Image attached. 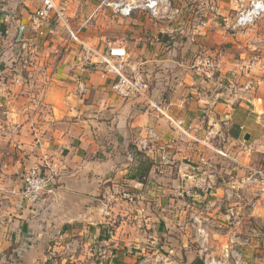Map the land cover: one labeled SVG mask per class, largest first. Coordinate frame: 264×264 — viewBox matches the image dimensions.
<instances>
[{
  "label": "crops",
  "instance_id": "obj_1",
  "mask_svg": "<svg viewBox=\"0 0 264 264\" xmlns=\"http://www.w3.org/2000/svg\"><path fill=\"white\" fill-rule=\"evenodd\" d=\"M54 1L63 10L74 39L54 15L46 19L35 15L42 0H0V150L7 149L0 159V264H65L55 259L60 231L55 237L52 233L54 226L71 219L64 207L69 203H93L95 195H106L110 188L129 182L134 183L130 184L136 188L134 192L148 199L151 196L144 190L155 184L150 177L160 182L176 172L182 185L206 181L205 171L192 174L189 167L198 158L196 148L203 149L194 139L203 140L208 130L223 132L229 139L224 145L230 149L237 173L244 165L264 167L261 21L229 30L226 19L233 15V6L226 3L230 5L226 8L221 0L218 6L211 1L212 12L207 0L202 2L207 6H196L207 18L198 21L194 17L192 22L194 10L185 0L190 16L186 29L174 18L154 19L140 10L129 17L118 16L103 0ZM81 43L102 53L109 45L124 46V68L146 78V93L130 99L117 97L111 90L114 76L96 58H85ZM197 52L216 59L218 69L213 74L196 69L193 57ZM21 59L27 60L25 66L33 76L27 81L14 73ZM10 65L15 68H8ZM77 80L86 84L85 93L77 92ZM34 122L40 141L36 154L40 160H48L53 173L51 191L28 203L18 193L22 183L8 175L19 166V161L11 162L9 152L16 146L19 155V149L27 153ZM146 126L154 128L160 140L142 150L154 162L143 183L130 177L137 161L130 165L126 156L130 158L127 145L137 148ZM162 151L167 154L164 163ZM231 180L232 185H239L237 175ZM247 182V178L243 180ZM246 240L250 241L246 249L235 245L237 261L254 264L253 239ZM111 243L124 245L116 240ZM221 247L213 254L224 255ZM125 253L118 251L108 263L131 264L133 258ZM260 260L264 264V257Z\"/></svg>",
  "mask_w": 264,
  "mask_h": 264
},
{
  "label": "rangeland",
  "instance_id": "obj_2",
  "mask_svg": "<svg viewBox=\"0 0 264 264\" xmlns=\"http://www.w3.org/2000/svg\"><path fill=\"white\" fill-rule=\"evenodd\" d=\"M187 1H190L189 6H192L194 10L191 17L189 16L192 22L195 20L194 17L199 19L198 21H204L207 18L204 11H198L196 6L202 8L208 4L207 8L212 12L214 9L211 1L218 6L216 4L219 0H207V4H202L204 0ZM183 2L171 0V4L178 6L180 10L174 17L175 23H181L186 29L189 18L186 14L189 12V6L185 4V0ZM221 2H224L223 5L226 8L233 6L231 9L233 15H229V19L225 18L227 22L223 16L221 18L219 16L223 23L228 24L227 27L223 25L229 30L249 28L258 21H261L260 24H263L261 29L264 30V14L249 24L232 27L234 17L240 10L247 7L249 0H221ZM181 30L184 32L183 29ZM26 61L21 59L19 67H16L18 71H14L19 74L18 79L24 81L33 77L28 74ZM12 67L14 66H8L10 69ZM21 92L22 89H20ZM22 100L21 104H23ZM34 127H36L35 122L30 127L32 138L27 153L19 149L21 152L19 155L16 146L9 152L11 162L19 161V166L11 169L8 175H13L21 183L26 169L40 161L36 154L40 141L38 135H35L38 132ZM209 142L220 147L225 146L229 139L227 140L226 137L225 140L218 142L210 137ZM197 144L203 147V149L196 148L199 153L198 158L204 155L212 162V167L203 174L206 179V181L203 179L204 184L203 181L199 183L196 181V183L182 185L179 173L176 172L175 176L166 175V179L160 182L150 177L155 184L144 190L145 194L151 196L148 199H142L143 197L134 192L136 188L131 186L134 183L129 182V184H121L115 190L110 188L106 195H103V192L95 195L93 203L79 202L65 205L64 207L72 217L62 226H54L52 236H57L56 231H60L58 232L60 245L75 238L80 241L82 248L71 257L62 254L59 248L55 259L65 264H109L108 261L111 260L112 255H116L118 251H125L128 257L133 258L131 264H241L237 261V250L234 248L237 246L243 249L248 248L250 241L246 239L249 237L253 239L254 244V264H262L263 261L260 258L264 257V186L260 183H255L257 187L252 186L248 184L249 182L243 183V180L254 170H264V167L253 169L244 165L237 173L233 169V163L236 162L232 161L230 149L226 148L228 146L219 148L223 153L220 155L209 146L205 149L201 143ZM127 146V151L130 153V158L126 156L127 162L131 165L138 156L131 143ZM6 152L5 148L0 150L1 160L7 155ZM174 164H172V170H174ZM154 171L160 173L157 168H154ZM129 173H126L127 176ZM232 175L233 177L237 175L239 185L237 183L232 185ZM109 192L110 196L107 195ZM235 193L239 194L238 198ZM234 198L239 201L238 204L233 202ZM237 208L239 213H236ZM231 212L234 215H231ZM235 216L237 218H234ZM65 231L67 233H64ZM115 240L124 245L114 246L111 241ZM217 246L224 248V252L222 251L224 255L221 257L213 254ZM239 256H241L240 253ZM241 257L246 259L245 256Z\"/></svg>",
  "mask_w": 264,
  "mask_h": 264
},
{
  "label": "built area",
  "instance_id": "obj_3",
  "mask_svg": "<svg viewBox=\"0 0 264 264\" xmlns=\"http://www.w3.org/2000/svg\"><path fill=\"white\" fill-rule=\"evenodd\" d=\"M103 2L109 6L114 14L122 17H129L135 10L146 12L151 18L160 19L168 18L173 19L177 13L180 12L178 6H173L171 0H103ZM264 14V0H249L246 8L240 10L234 17L232 27L239 25L249 24L254 21L255 18ZM35 15L39 18L46 19L51 15H54L57 21H60L69 31L71 38H75L74 34L68 29L67 21L65 20L63 10L59 4L54 0H42L40 7L36 10ZM53 28L49 31L53 33ZM82 44L84 56L87 59L96 58L97 61L105 65V69L108 73L114 76V81L111 84V90L113 93L121 99H130L137 96H142L148 90V82L146 78L138 71L127 72L124 68V64L127 60V53L120 43L109 45L106 53L98 52ZM99 59V60H98ZM193 64L197 70L205 74H213L218 69V63L215 58L204 55L197 52L193 57ZM246 88H249L248 86ZM86 84L81 81H76V90L79 94L86 92ZM154 108L157 111L161 109L155 105ZM144 136L137 141V149L144 150L150 146V144L159 141L160 136L154 130V128L146 126L144 128ZM218 140H225V135L220 131L208 130L203 140L194 139L196 142L201 143L205 148L208 146L217 154L223 155L219 150V146L211 144L209 138ZM160 159L164 162L167 161V154L162 151ZM167 163V162H165ZM51 165L46 158H41L38 164H34L26 169L22 177V185L19 188V195L25 202H37L39 198L51 191V177L52 169ZM212 167L211 159L201 155L189 169L190 172H206ZM249 182L260 183L264 186V170H254L252 174L247 177ZM234 215L233 212L230 213ZM230 217L229 215L227 216ZM234 218H237L235 216ZM62 254L65 256H73L78 250H81L80 241L72 238L66 243L60 245ZM48 259H51L49 257Z\"/></svg>",
  "mask_w": 264,
  "mask_h": 264
},
{
  "label": "trees",
  "instance_id": "obj_4",
  "mask_svg": "<svg viewBox=\"0 0 264 264\" xmlns=\"http://www.w3.org/2000/svg\"><path fill=\"white\" fill-rule=\"evenodd\" d=\"M136 150L137 156V167L134 169L133 173H131L130 177L136 178L139 182H145L148 178L149 171L153 166V160H151L142 150H138L136 146H132ZM207 172V171H206Z\"/></svg>",
  "mask_w": 264,
  "mask_h": 264
},
{
  "label": "water",
  "instance_id": "obj_5",
  "mask_svg": "<svg viewBox=\"0 0 264 264\" xmlns=\"http://www.w3.org/2000/svg\"><path fill=\"white\" fill-rule=\"evenodd\" d=\"M248 136H247V134L244 136V138L246 139Z\"/></svg>",
  "mask_w": 264,
  "mask_h": 264
}]
</instances>
